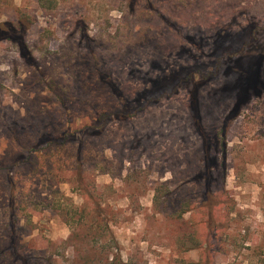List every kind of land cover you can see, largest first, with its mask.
Here are the masks:
<instances>
[{
    "label": "rangeland",
    "instance_id": "rangeland-1",
    "mask_svg": "<svg viewBox=\"0 0 264 264\" xmlns=\"http://www.w3.org/2000/svg\"><path fill=\"white\" fill-rule=\"evenodd\" d=\"M6 22L33 61L0 39V203L8 173L21 209L0 264H264V85L212 171L189 91L213 139L264 84V0H0Z\"/></svg>",
    "mask_w": 264,
    "mask_h": 264
},
{
    "label": "trees",
    "instance_id": "trees-1",
    "mask_svg": "<svg viewBox=\"0 0 264 264\" xmlns=\"http://www.w3.org/2000/svg\"><path fill=\"white\" fill-rule=\"evenodd\" d=\"M132 5H133V2H132ZM234 15H235V12L231 13L230 17L233 18ZM247 19H248V24H249L248 26L250 27L249 28L250 30L248 31L250 35L245 40V42H246L245 46L246 47H248L251 44V42H253L254 37H255V32L259 28V26H261V22H258V19L255 16L251 17L249 14ZM5 25H6V28L0 29V39L9 38L11 40H15L18 43V45L20 46V51H21L22 55L24 56V59L28 62H32L33 57H32L31 52L27 46L26 41L23 39V37H24L23 36L24 26L22 24H20L18 27L11 22H6ZM214 36L216 37V35H214ZM263 85H264L263 82L260 81V76H259L258 71L254 70V71H252L246 75L245 82L239 88V94H238L237 98L235 99L234 105L232 106L230 111L227 113V115L222 120V126H221V130H220L219 134H217L213 139H211L209 136L206 135L205 129H204L203 125L201 124V120L199 119V116H198V87L199 86L196 82H190V89H189V91H190V106L193 109L194 114L198 117L196 119L197 125H198V132L203 139L204 149L206 151V161L205 162L211 171L214 169V167H216V169H218V159H217V157H214V159H212V157L209 155L210 152L211 151L214 152L216 150L215 148L220 146V144H221L223 146V152L226 153V142H225V140H222L220 142L219 136L221 135L223 138L226 137V134H227V131H228L230 124L232 123L233 120H235L239 116V113L241 111L242 106L248 101V99L252 95L260 96L262 94ZM117 94H118V92H117ZM110 115H111L110 113H102L99 116V120H102L103 126H105V124L107 123V119ZM42 140L47 141L45 138H43ZM64 142H68V141L65 140ZM64 142H61V143L63 144ZM81 156H82V151L80 149H78V157H81ZM225 165H226V160L224 159L223 160V166H222V168H223L222 175L225 174ZM2 174H4V170H3ZM11 176L12 175H10L8 173H6V175H4V179H5V181L8 182L7 185H9L10 186L9 188H11V189H10L9 200L4 203V198H3L2 202L0 203V209L2 211H4V208H6V214H8V220L5 222V224H6L7 228L9 229V231L6 230L5 235L10 237V239H13L15 241L16 237L19 234V229L17 228V226L19 224L18 218L20 216L19 212L21 209H20V207L17 206V202L15 199L16 184L14 185V178ZM84 196L87 199V203L91 207H93L92 204H90L91 199H90L89 193L86 192ZM2 222H4V220H2ZM3 231H4V229H3ZM3 240H4V244H5L7 239L3 237ZM4 246L5 247H3L2 250L0 251V256H2L3 259H5L4 262H7L9 260L12 261V257H8L7 255L4 254V251L5 250L8 251L10 249V247L8 246V244H6ZM15 255H16V259H15L16 263L23 264V262H25V259L22 255H20L18 253ZM16 263H13V264H16Z\"/></svg>",
    "mask_w": 264,
    "mask_h": 264
}]
</instances>
